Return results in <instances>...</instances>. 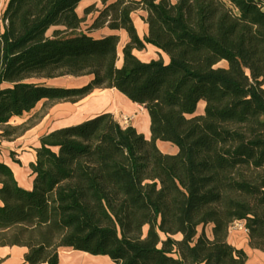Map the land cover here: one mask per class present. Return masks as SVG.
Masks as SVG:
<instances>
[{
  "label": "trees",
  "instance_id": "trees-1",
  "mask_svg": "<svg viewBox=\"0 0 264 264\" xmlns=\"http://www.w3.org/2000/svg\"><path fill=\"white\" fill-rule=\"evenodd\" d=\"M82 1H9L0 126L40 103L109 89L147 110L151 139L102 113L41 138L31 190L0 162V247L26 248L25 264H59L63 249L114 264H246L228 243L231 225L244 222L251 248L264 252V0H102L85 15L98 13L92 30L127 33L121 66L118 35L75 33ZM139 10L144 39L132 19ZM51 28L63 30L50 38ZM147 45L169 62L140 60L134 52ZM71 77L91 80L30 82Z\"/></svg>",
  "mask_w": 264,
  "mask_h": 264
},
{
  "label": "crops",
  "instance_id": "crops-1",
  "mask_svg": "<svg viewBox=\"0 0 264 264\" xmlns=\"http://www.w3.org/2000/svg\"><path fill=\"white\" fill-rule=\"evenodd\" d=\"M116 1L117 0H109L108 4H112ZM98 2H101V4H103L102 0L82 1L77 9L79 16L84 17L85 10L90 6L94 5L97 9H99L100 7L97 5ZM141 14V17H138V19H135L134 15H132V19L139 37L141 39H144L149 33V27L146 23L148 13L144 11ZM93 15L94 13H91L88 16H91L90 18H93ZM96 18L97 17L94 18V21ZM95 31L97 32V34L100 33V36L98 37L93 36L95 38H104L109 35H118L120 37V41L121 39L123 41V48L129 42V37L123 30L114 31L110 30L108 27H105L103 29ZM134 53L143 62H150L153 60H159L161 58L166 63L169 62V57L164 52L152 45H147L146 49L142 51H135ZM147 53L153 54L154 58H152V60H145V54ZM119 60L121 61L119 66H121L123 63V59L121 58ZM64 82L65 78H60L56 80H48L44 83L48 86L64 87ZM82 84L86 85L88 83ZM111 91L114 92L115 90ZM106 93L107 92H105L103 95H98L96 93L90 94L89 96L75 104L69 102L54 103L51 106L48 115L46 116V122H44L42 125H40V127L37 128V130H35L34 135L37 136V139H34L31 144L29 143L25 146H22L21 143H18V138H2L0 135V162L6 164L11 168L20 187L26 190H31L33 188L34 176L31 170V165L36 161L37 149L41 147V138L55 130L80 124L102 113H110L114 108H100L98 105V102ZM109 93L111 92H108V94ZM133 104H128L124 111L133 113L136 108ZM7 125H11V121L4 126ZM133 127L136 128V130L140 134H143L146 139H151L150 117L145 108H143V111L137 115V122ZM1 132L2 131L0 130V134ZM157 144L164 154L176 155L178 153V148L174 145L172 146L164 142H158ZM168 145L171 146L172 151H168L167 147L166 149L163 147ZM161 147H163L164 149H162ZM207 235L208 237L212 238V227L207 228ZM176 239L181 240L182 236L178 235L176 236ZM228 243L234 248L245 252L247 256L246 264H264V252L251 248L248 232L230 229L228 235ZM77 252L78 251H73L70 249L61 250L59 264H83L80 262H74L72 257H74L75 255L86 257V253L79 254ZM26 253L27 249L23 247H0V264H25ZM95 260L96 262L94 264H114L107 256H97V259Z\"/></svg>",
  "mask_w": 264,
  "mask_h": 264
},
{
  "label": "rangeland",
  "instance_id": "rangeland-1",
  "mask_svg": "<svg viewBox=\"0 0 264 264\" xmlns=\"http://www.w3.org/2000/svg\"><path fill=\"white\" fill-rule=\"evenodd\" d=\"M10 0H0V35L4 32L5 30V21H4V13L5 10L7 9V6L9 4ZM173 2H175V0H172ZM97 5L100 7L99 9L102 10L104 8L103 4H101V2H98ZM144 11L139 10L135 13H133L134 18L138 19V17H141V13H143ZM98 16V13H94L93 18H90L91 16H86L85 17V21L82 23L80 29L78 31H76V34H80V33H85V34H90L92 36H100V33L97 34V32L95 30H92V25L94 23V18ZM60 30L62 31L63 28H51L48 33L47 36L50 38H53L56 36V31ZM73 33H68L63 35L64 36H70ZM97 34V35H95ZM123 41L121 39L120 44H119V58L121 59L123 57L122 55V50H123ZM145 60H152V58H154L153 54L147 53L145 54ZM121 61L119 60L118 65H120ZM217 67H228V63L223 61L221 62ZM91 80L90 77H83V78H65V88H77V87H82L84 84L82 83H88V81ZM30 82L33 83H44L43 81L40 80H31ZM105 92H113L109 89H96L94 90L91 94L96 93L98 95H103ZM54 103L52 102H43L40 103L37 108L35 110H33L31 113L26 114L23 117H15L11 120V125H7V126H0V130L1 131H7L8 129L12 128L15 129L14 133L9 137L12 139H17L18 138V143H21L22 146H25L27 144H31L32 141L34 139H37V136L34 135L35 130H37L38 127H40V125H42L46 119V116L48 115V112L51 108V106ZM135 111L133 113H129L127 111L124 110H116V109H112L110 113L113 114L114 118L116 121H118L119 123H121L123 125V127H128V126H135L136 122H137V115L139 113H141L143 111V106H135ZM204 108H205V104L203 101H201L198 105V114H203L204 112ZM127 119V121H126ZM127 122V123H126ZM169 145L170 143H167ZM166 146L167 150H171V146ZM169 147V148H168ZM79 254H85L83 252H77ZM74 262H80L83 264H94L96 262L95 259H97V256H91L86 254V257L84 256H79V255H75L74 257H72Z\"/></svg>",
  "mask_w": 264,
  "mask_h": 264
},
{
  "label": "bare ground",
  "instance_id": "bare-ground-1",
  "mask_svg": "<svg viewBox=\"0 0 264 264\" xmlns=\"http://www.w3.org/2000/svg\"><path fill=\"white\" fill-rule=\"evenodd\" d=\"M99 107L100 108H109L112 107L116 110H124L126 108V106H128V104H133L131 103L126 97H124L121 93H119L118 91H114L111 93H106L101 100L98 102ZM135 106H139L137 104H133ZM166 149V146H163ZM163 147H161L162 149H164ZM169 148V147H168ZM172 151V150H169Z\"/></svg>",
  "mask_w": 264,
  "mask_h": 264
},
{
  "label": "built area",
  "instance_id": "built-area-1",
  "mask_svg": "<svg viewBox=\"0 0 264 264\" xmlns=\"http://www.w3.org/2000/svg\"><path fill=\"white\" fill-rule=\"evenodd\" d=\"M126 121H127V119H126ZM230 229L231 230H239V231H246L247 232V229H246V226H245L244 222H235L233 225H231Z\"/></svg>",
  "mask_w": 264,
  "mask_h": 264
}]
</instances>
